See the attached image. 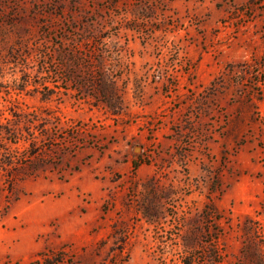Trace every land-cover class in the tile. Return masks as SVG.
I'll use <instances>...</instances> for the list:
<instances>
[{
  "label": "rangeland",
  "instance_id": "rangeland-1",
  "mask_svg": "<svg viewBox=\"0 0 264 264\" xmlns=\"http://www.w3.org/2000/svg\"><path fill=\"white\" fill-rule=\"evenodd\" d=\"M0 264H264V0H0Z\"/></svg>",
  "mask_w": 264,
  "mask_h": 264
},
{
  "label": "trees",
  "instance_id": "trees-1",
  "mask_svg": "<svg viewBox=\"0 0 264 264\" xmlns=\"http://www.w3.org/2000/svg\"><path fill=\"white\" fill-rule=\"evenodd\" d=\"M105 84H106V81L100 79V81H99V89H100V90H103L104 87H105ZM3 129H4L5 134H7V135H12V134H13V131H10L9 128H5V127H4ZM136 166H137V165H133V167H136Z\"/></svg>",
  "mask_w": 264,
  "mask_h": 264
}]
</instances>
